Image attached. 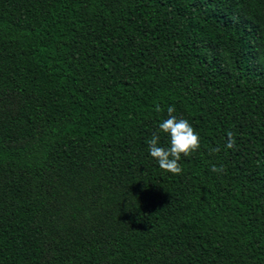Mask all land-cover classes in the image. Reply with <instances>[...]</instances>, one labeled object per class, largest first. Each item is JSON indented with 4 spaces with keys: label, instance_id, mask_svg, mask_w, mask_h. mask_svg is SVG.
Instances as JSON below:
<instances>
[{
    "label": "trees",
    "instance_id": "trees-1",
    "mask_svg": "<svg viewBox=\"0 0 264 264\" xmlns=\"http://www.w3.org/2000/svg\"><path fill=\"white\" fill-rule=\"evenodd\" d=\"M0 264H264V0H0Z\"/></svg>",
    "mask_w": 264,
    "mask_h": 264
},
{
    "label": "clouds",
    "instance_id": "clouds-1",
    "mask_svg": "<svg viewBox=\"0 0 264 264\" xmlns=\"http://www.w3.org/2000/svg\"><path fill=\"white\" fill-rule=\"evenodd\" d=\"M155 111H162L159 104L155 105ZM174 106L167 107L168 118L159 123L160 132L167 134L169 138V147L165 148L159 145L160 135L153 133L152 138L148 141V149L150 156L158 162L159 167L165 172L173 175H180L183 169L180 165L182 157H189L194 152H198L201 148L200 136L194 130L193 126L187 119L178 118L173 113ZM227 148L235 147V138L232 132L227 133L226 145ZM220 151L219 148L210 149L211 153ZM213 172H223L224 166H212Z\"/></svg>",
    "mask_w": 264,
    "mask_h": 264
}]
</instances>
